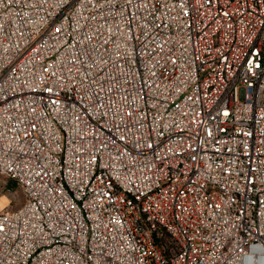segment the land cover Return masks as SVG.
<instances>
[{
    "label": "built area",
    "instance_id": "obj_1",
    "mask_svg": "<svg viewBox=\"0 0 264 264\" xmlns=\"http://www.w3.org/2000/svg\"><path fill=\"white\" fill-rule=\"evenodd\" d=\"M0 264H264V0H0Z\"/></svg>",
    "mask_w": 264,
    "mask_h": 264
},
{
    "label": "rangeland",
    "instance_id": "obj_2",
    "mask_svg": "<svg viewBox=\"0 0 264 264\" xmlns=\"http://www.w3.org/2000/svg\"><path fill=\"white\" fill-rule=\"evenodd\" d=\"M4 198L5 209L16 208L25 200L20 186L15 181L0 175V199Z\"/></svg>",
    "mask_w": 264,
    "mask_h": 264
},
{
    "label": "bare ground",
    "instance_id": "obj_3",
    "mask_svg": "<svg viewBox=\"0 0 264 264\" xmlns=\"http://www.w3.org/2000/svg\"><path fill=\"white\" fill-rule=\"evenodd\" d=\"M5 198L4 199H0V208H4L5 207Z\"/></svg>",
    "mask_w": 264,
    "mask_h": 264
},
{
    "label": "trees",
    "instance_id": "obj_4",
    "mask_svg": "<svg viewBox=\"0 0 264 264\" xmlns=\"http://www.w3.org/2000/svg\"><path fill=\"white\" fill-rule=\"evenodd\" d=\"M14 181V180H13ZM11 187V186H10Z\"/></svg>",
    "mask_w": 264,
    "mask_h": 264
}]
</instances>
